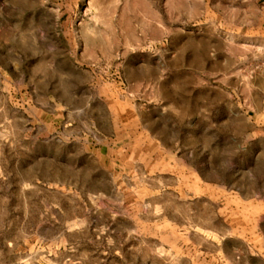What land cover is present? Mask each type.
<instances>
[{
    "label": "rangeland",
    "instance_id": "obj_1",
    "mask_svg": "<svg viewBox=\"0 0 264 264\" xmlns=\"http://www.w3.org/2000/svg\"><path fill=\"white\" fill-rule=\"evenodd\" d=\"M0 264H264V0H0Z\"/></svg>",
    "mask_w": 264,
    "mask_h": 264
}]
</instances>
